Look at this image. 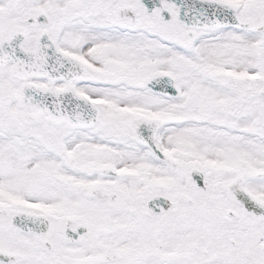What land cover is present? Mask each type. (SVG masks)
<instances>
[{
    "label": "snow or ice",
    "instance_id": "obj_1",
    "mask_svg": "<svg viewBox=\"0 0 264 264\" xmlns=\"http://www.w3.org/2000/svg\"><path fill=\"white\" fill-rule=\"evenodd\" d=\"M0 264H264V0H0Z\"/></svg>",
    "mask_w": 264,
    "mask_h": 264
}]
</instances>
